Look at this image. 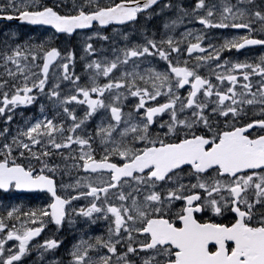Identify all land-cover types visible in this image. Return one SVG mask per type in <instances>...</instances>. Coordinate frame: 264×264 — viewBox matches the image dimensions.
Returning <instances> with one entry per match:
<instances>
[{
	"label": "snow or ice",
	"instance_id": "obj_1",
	"mask_svg": "<svg viewBox=\"0 0 264 264\" xmlns=\"http://www.w3.org/2000/svg\"><path fill=\"white\" fill-rule=\"evenodd\" d=\"M169 11L162 33L142 25L106 34ZM0 20L83 34L96 57L84 77L69 75L74 52L62 56L50 40H0V191H41L50 201L0 205V264H25L33 249L42 260L65 242L36 238L72 217L106 229L76 239L67 264H264V54L222 56L264 49V0H6ZM185 21L204 31L176 39ZM211 29L244 34L217 45ZM58 58L68 61L66 91L48 87ZM36 105L38 116L13 130L16 109ZM72 171L83 175L65 184ZM80 200L88 203L73 207Z\"/></svg>",
	"mask_w": 264,
	"mask_h": 264
},
{
	"label": "rangeland",
	"instance_id": "obj_2",
	"mask_svg": "<svg viewBox=\"0 0 264 264\" xmlns=\"http://www.w3.org/2000/svg\"><path fill=\"white\" fill-rule=\"evenodd\" d=\"M101 2H107V0H101ZM185 3V0H184ZM142 25H147L149 27L150 23L147 19L143 18L138 21L136 25H133L134 29H139ZM54 32L52 31H37L36 35L31 37L28 33L23 32V30H20V40L27 41L30 38L33 40V42H38L40 40H50L53 44V46L58 47L61 50V55L64 56L66 54V51H72L75 53V59L73 62L69 63V69L68 73L71 75L72 73H75V75H80L81 77L85 76V65L91 60L96 57L89 56L83 49L82 46V39L83 34L80 36H75L74 38H68L64 35H53ZM106 34H112L115 36L113 31L106 32ZM8 37L5 35L0 36V40H5ZM134 40L139 39L135 36L132 37ZM182 39V38H181ZM97 47H100L99 44L96 45ZM68 61H65L63 59H59L57 63L50 69L49 72V84L48 87H51L53 83L60 82L62 83L63 90H67L70 85L67 84V82L62 81L60 78L64 75L62 65L63 63H66ZM74 64V67H73ZM42 66V65H41ZM2 71V69L0 70ZM33 71H38V69L33 68ZM41 102H44L42 99ZM39 114V107L36 106H20L16 109L14 122L12 124V129L15 130V127L17 124H23V122L27 119H30L33 116H38ZM82 115V113H80ZM99 119V117H97ZM3 119L0 118V129L4 127ZM83 174H78L75 171H72L70 175H66L64 177V183L65 184H73L77 179H79ZM104 179L106 177H103ZM48 196L45 194H32V195H18L16 192L12 193H5L3 195L0 194V205H3L4 207H7L9 205H16L19 207L24 208L25 210H28L29 208H37V207H43L48 202ZM88 202V201H87ZM4 207H0V215L4 214ZM84 221V232H86L88 235H99L105 232L106 225L104 223H97L94 225H89L86 223L85 219L81 217ZM93 226H95V231H93ZM58 231L54 235H58ZM50 236V235H49ZM48 238V234L44 235L42 238L45 239ZM12 242H8V246L11 247ZM41 243V242H40ZM40 252L33 249L29 255L25 258V264H52L53 261H56V258L49 255L48 253L43 254V259H40ZM67 264V262H65Z\"/></svg>",
	"mask_w": 264,
	"mask_h": 264
},
{
	"label": "flooded vegetation",
	"instance_id": "obj_3",
	"mask_svg": "<svg viewBox=\"0 0 264 264\" xmlns=\"http://www.w3.org/2000/svg\"><path fill=\"white\" fill-rule=\"evenodd\" d=\"M163 2H167L163 1ZM192 0H185V6L187 7L189 4H191ZM236 0H232V3H235ZM0 3H6V0H0ZM153 11L155 12H159V6L153 7ZM150 15V13L145 12L143 15H141V19L143 18H147ZM175 13L174 12H167L165 16H152V19L148 20V22L150 23L149 27L152 30H158L159 32H163V22L165 19L168 18H174ZM24 28L28 29V34L31 36H35L37 31H48L47 28L44 27H32V26H26L24 25ZM107 30L106 32H110L113 31L114 34H116L117 32H133L134 28L133 25H128L127 27L124 26H108L106 27ZM20 29H21V25L16 24V23H7V22H0V36L2 34H8L9 37H17L20 34ZM140 29V28H139ZM187 30H192L194 33H200L203 32V28L201 25H199L198 23L195 22H188L185 21L183 25H181L175 32V38L176 39H181L182 38V33H184ZM14 34V35H13ZM244 31L243 30H225V29H211L208 30L207 35L209 38H214L212 39V42L215 44H220L222 43V39L221 37L223 36H231V35H243ZM136 36H138L140 38V33L137 31ZM192 42H195V39H192ZM207 44V41H205V46ZM241 52L243 54L241 55H237L235 50H233L231 53L229 52H225L222 53V56L224 58L227 59H232V60H236L239 59L241 61L247 59L249 62H251L253 59H259L260 55L264 54V49H261L259 46H255L252 47L248 50H241ZM157 68L159 70H163L164 68V62L160 61L158 65H156ZM253 84H256V80L254 79ZM239 84L243 83V80L240 79ZM237 90L239 91V87L237 88ZM255 91V88L253 89ZM186 95V92L183 93ZM131 100V98H130ZM163 102V101H161ZM250 115L252 114L251 112L249 113ZM164 120H167V116L163 117ZM107 179V177L105 178ZM73 195H75V192H73ZM88 202L85 200H80L77 201L73 204V207L75 208H79L80 206H84L86 205ZM72 219L75 221L74 225H69L67 222H65L64 226L62 228H60L59 230H57L56 226L53 224H48L46 226V230L44 231L43 234H48V238H59L61 240H63L65 243L63 244V246H61L60 248L56 249L55 251H49L47 252L49 255L51 254V256L55 257L56 260H64L65 262H67V249L71 246L72 243H74L76 241V239H78L82 234L86 233L84 232V221L83 219H81V217H72ZM205 219H207V217H205ZM101 223V222H100ZM95 226H93V230H95ZM56 231H58V235H54L56 233ZM50 235V236H49ZM39 242V240H36Z\"/></svg>",
	"mask_w": 264,
	"mask_h": 264
},
{
	"label": "water",
	"instance_id": "obj_4",
	"mask_svg": "<svg viewBox=\"0 0 264 264\" xmlns=\"http://www.w3.org/2000/svg\"><path fill=\"white\" fill-rule=\"evenodd\" d=\"M0 21H7V20H0ZM13 21H17V22H19V23H22V22L19 21V20H13ZM55 62H56V61H54L53 64H54ZM51 66H52V65H51ZM51 66H50V67H51ZM21 192H27V191H21Z\"/></svg>",
	"mask_w": 264,
	"mask_h": 264
},
{
	"label": "trees",
	"instance_id": "obj_5",
	"mask_svg": "<svg viewBox=\"0 0 264 264\" xmlns=\"http://www.w3.org/2000/svg\"><path fill=\"white\" fill-rule=\"evenodd\" d=\"M0 194H1V195H3V194H5V193H3V192H0Z\"/></svg>",
	"mask_w": 264,
	"mask_h": 264
}]
</instances>
